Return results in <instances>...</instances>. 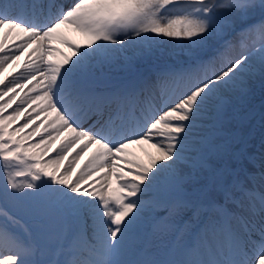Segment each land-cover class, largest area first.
<instances>
[{
    "label": "snow or ice",
    "instance_id": "6c2138e0",
    "mask_svg": "<svg viewBox=\"0 0 264 264\" xmlns=\"http://www.w3.org/2000/svg\"><path fill=\"white\" fill-rule=\"evenodd\" d=\"M0 264H264V0H0Z\"/></svg>",
    "mask_w": 264,
    "mask_h": 264
},
{
    "label": "bare ground",
    "instance_id": "6f19581e",
    "mask_svg": "<svg viewBox=\"0 0 264 264\" xmlns=\"http://www.w3.org/2000/svg\"><path fill=\"white\" fill-rule=\"evenodd\" d=\"M65 40L80 45L86 43V38L82 36L79 32H76L70 28H64L60 31V33L57 36L52 38L51 45L54 50L49 54L47 58L53 60H61L64 58V56L71 55L72 49L68 47L67 44L64 43ZM56 48H60L61 50H63L64 54L58 53L59 51L56 50ZM25 59L26 56L22 55L20 57V61L17 62L15 67H19V65L22 64L25 61ZM9 70H11L12 72L14 70L13 66H9L6 72L4 73V75H7ZM149 153L155 156L156 150L151 146V143H143V144L130 145L126 150V152L124 153V155L127 157V159H133L140 163L147 164L151 159L148 157ZM85 155L87 156L88 153H85ZM84 162H85L84 160H81L80 164H83ZM118 163H120V161H118Z\"/></svg>",
    "mask_w": 264,
    "mask_h": 264
},
{
    "label": "rangeland",
    "instance_id": "374dc122",
    "mask_svg": "<svg viewBox=\"0 0 264 264\" xmlns=\"http://www.w3.org/2000/svg\"><path fill=\"white\" fill-rule=\"evenodd\" d=\"M56 50L59 51L58 53L64 54L63 50H61L60 48H56ZM9 72H11V70H9L8 73H9ZM8 73H7V74H8ZM153 156H154V155L151 154V153L148 154V157H149V158H152ZM140 161H142V160H140Z\"/></svg>",
    "mask_w": 264,
    "mask_h": 264
}]
</instances>
